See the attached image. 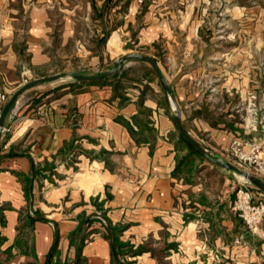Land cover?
I'll return each instance as SVG.
<instances>
[{
  "label": "crops",
  "instance_id": "0c3cea01",
  "mask_svg": "<svg viewBox=\"0 0 264 264\" xmlns=\"http://www.w3.org/2000/svg\"><path fill=\"white\" fill-rule=\"evenodd\" d=\"M128 41L213 158L241 168L236 137L264 157V0H0L2 88L105 72ZM175 113L139 59L25 90L0 138V264H264L232 210L241 176L180 140Z\"/></svg>",
  "mask_w": 264,
  "mask_h": 264
},
{
  "label": "built area",
  "instance_id": "2783aa9c",
  "mask_svg": "<svg viewBox=\"0 0 264 264\" xmlns=\"http://www.w3.org/2000/svg\"><path fill=\"white\" fill-rule=\"evenodd\" d=\"M8 98L9 95L0 82V112ZM228 149L230 155L238 164L248 169V172L259 177L264 175V157L261 155V145L256 139L245 140L236 137ZM261 194L259 190L241 184L235 191L232 210L242 220L245 230L260 237L264 246V200ZM233 244L245 246L246 242L242 235H238L234 238Z\"/></svg>",
  "mask_w": 264,
  "mask_h": 264
},
{
  "label": "water",
  "instance_id": "95a60500",
  "mask_svg": "<svg viewBox=\"0 0 264 264\" xmlns=\"http://www.w3.org/2000/svg\"><path fill=\"white\" fill-rule=\"evenodd\" d=\"M132 49V43L131 42H126L125 44V50H129ZM129 59H139L142 61H145L147 63L150 64V66L153 68L164 92L166 93V95L169 97L170 103L172 104V106L176 109V113L173 115V120L178 128V131L180 133V135L189 143L191 144L198 152H200L201 154H203L204 156H206L207 158L215 161L216 163L220 164L222 167L228 169V170H232L235 173L239 174L240 176H242L245 180H247L248 182L252 183L254 185V188L263 192L264 193V181L258 177L257 175L248 172L246 170H243L241 168H239L238 166L227 162V161H223V160H218L213 158L207 151H205L183 128L182 123H181V118H180V109L178 108L176 101L174 99V96L171 94L170 88L167 85L161 70L156 62V60L146 54H142V53H137V52H133V53H128V54H124L122 56H120L117 60H115L111 66L109 67V69L105 72L99 73V74H95V75H85V74H81L78 72H74V71H69V72H60L57 74H53L50 76H45V77H41V78H37V79H33L31 81L26 82L25 84H23L20 88H18L15 92H13L8 100L5 102V104L3 105L1 112H0V138H1V134L3 132L4 129V122L5 119L7 117V115L11 112L12 108L14 107L15 103L17 102L19 96L27 89L37 86L39 84L45 83V82H52V81H56L59 79H63V78H67L70 77L73 80L76 81H94V80H99L102 78H105L106 76H108L109 74H111L112 72L116 71L125 61L129 60Z\"/></svg>",
  "mask_w": 264,
  "mask_h": 264
},
{
  "label": "trees",
  "instance_id": "16d2710c",
  "mask_svg": "<svg viewBox=\"0 0 264 264\" xmlns=\"http://www.w3.org/2000/svg\"><path fill=\"white\" fill-rule=\"evenodd\" d=\"M179 138H180V140L185 142L187 144V146H189L191 149H194V147L191 144H189L182 136L179 135ZM107 232H108V238H109L110 243H111V248L113 250V254L114 255L121 254V252H122L121 247H123L125 244H123L122 242H120L118 240L117 233L119 232V228L107 226ZM55 247H56V245L53 246L52 251H51L52 253L55 251Z\"/></svg>",
  "mask_w": 264,
  "mask_h": 264
},
{
  "label": "rangeland",
  "instance_id": "374dc122",
  "mask_svg": "<svg viewBox=\"0 0 264 264\" xmlns=\"http://www.w3.org/2000/svg\"><path fill=\"white\" fill-rule=\"evenodd\" d=\"M134 42L132 43V49H129V50H131V51H129V52H131V53H133V52H135V50H134ZM128 51V50H127ZM137 53H140V51L139 52H137ZM143 54V53H142ZM147 55V54H146ZM147 63V62H146ZM149 64V63H148ZM150 65V64H149ZM152 68V67H151ZM153 69V68H152ZM62 72V71H61ZM173 112H175V110L173 109ZM258 129L260 130L261 128L260 127H258ZM242 139H245V140H250V139H255V138H242ZM257 140V139H256ZM230 146V145H229ZM229 148V147H228ZM228 154H229V156H230V158L231 159H233V160H235L236 161V159L235 158H233L231 155H230V153H229V149H228ZM237 162V161H236ZM240 167H241V169H243V170H246V171H248V169H245L243 166H241L240 165ZM252 173V172H251ZM254 174V173H253ZM259 177V176H258ZM242 180V184H244V185H246V186H248L249 188H254V185L252 184V183H250V182H248L247 180H245L244 178H242L241 179ZM241 185V184H240ZM255 189V188H254Z\"/></svg>",
  "mask_w": 264,
  "mask_h": 264
},
{
  "label": "bare ground",
  "instance_id": "6f19581e",
  "mask_svg": "<svg viewBox=\"0 0 264 264\" xmlns=\"http://www.w3.org/2000/svg\"><path fill=\"white\" fill-rule=\"evenodd\" d=\"M241 178H243V177L241 176Z\"/></svg>",
  "mask_w": 264,
  "mask_h": 264
}]
</instances>
